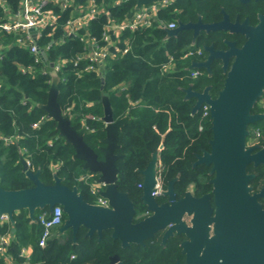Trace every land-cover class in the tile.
<instances>
[{"label": "trees", "instance_id": "obj_1", "mask_svg": "<svg viewBox=\"0 0 264 264\" xmlns=\"http://www.w3.org/2000/svg\"><path fill=\"white\" fill-rule=\"evenodd\" d=\"M4 1L11 11H16L20 2ZM225 1L195 0L186 4L177 0L173 9L177 8L181 13L169 16L167 21H185V18L190 17L186 13L191 16L212 15L219 6L227 9ZM134 5L135 1L129 0L119 8H110L111 15L121 19L133 12ZM3 17L4 12L0 7V19ZM103 23V17L94 21L89 28L90 34L99 37ZM126 35L130 39V51L122 57L105 61L103 75L85 73L76 77L72 68L62 70L58 74L61 81L57 102L63 114L71 115V126L76 131L87 127L83 140L98 153V139L104 137L103 124L99 119H90V116H102L100 98L102 93H107L113 119L129 115L118 134V143L128 155H138L134 167L145 166L149 153L162 142L160 163L163 180H166L170 172L172 175L179 172L183 179L192 159L187 148L196 147L198 142L208 148L211 123L209 119L202 121L204 130L198 132L200 117L190 116L193 101L184 102L183 93L179 90V87L189 83L181 69L188 64L179 60L182 39L165 40L164 30L150 28ZM3 41L7 48L0 60V136L12 140L5 143L0 139V187L5 190L32 187V183L21 171L19 154H22L30 162L32 171L40 170L39 178L45 185L53 184L50 165L59 163L56 174L62 178V184L69 188L76 187L84 200L92 201L95 196L91 194L89 186L78 181V177L87 171L82 170V161L72 159V147L56 138L55 123L46 119L37 128H31L32 124L45 116L37 105L46 103L50 77L42 74L43 67L34 64L27 49L15 45L13 35L3 36ZM82 48L83 45L77 39L67 40L63 45L52 47L48 51V57L52 60L59 56L70 58ZM169 56L173 57L177 71L163 72L162 67L169 61ZM19 66H31L32 71L23 75L19 72ZM222 84L223 76L219 71H215L210 79L193 83L197 90L210 85L213 98L217 96ZM137 101V106H130ZM251 126L250 134L255 129L264 134V122H256ZM259 142L264 145V135ZM260 168L264 172V166ZM117 169L120 177L129 171L132 174L131 181L139 182L141 179L133 172V168L117 166ZM43 213L49 214L47 209L38 211L37 215L35 212L36 223L30 222L25 210L14 215L15 230L8 248L12 261L8 264H108L109 255L119 254L117 243H113L108 236L104 234L101 241L96 242L94 238L86 236L84 228H80L76 234L75 242L69 232L58 236L55 230V235L51 236L45 247H39L37 243L41 226L38 218ZM7 231L10 232L9 226L0 228L2 233ZM27 247L31 248L28 259L20 257V251ZM0 264L7 263L0 258Z\"/></svg>", "mask_w": 264, "mask_h": 264}, {"label": "water", "instance_id": "obj_2", "mask_svg": "<svg viewBox=\"0 0 264 264\" xmlns=\"http://www.w3.org/2000/svg\"><path fill=\"white\" fill-rule=\"evenodd\" d=\"M134 9L142 4H149L160 0H134ZM247 2L248 0H238ZM257 1V0H255ZM224 20L216 24L183 25L178 22L175 29H165V40L175 37L178 31L193 30L194 37L199 31H222L232 34H240L246 38V42L240 49L234 47V43H227L229 49L225 53L217 55L223 64L226 74L223 87L217 98L209 95L210 87L204 88L201 93L186 91L185 99L191 95L196 99L191 114L198 110L202 104L209 106L210 131L212 139L209 141L210 153L198 156L200 162L212 165L211 174L214 178L212 194L216 199L217 213L210 218L207 209L205 220V234L208 233V224L215 222V236L202 240V234L198 233L203 218L192 220L195 234L191 241L183 244V252L187 256V264H264V210L256 202L258 197L264 196V189L258 194H250L248 185L253 175L246 173L249 164L257 166L264 164V148L258 152L252 151L258 146L246 148V138L249 133L247 127L264 120V115L252 114L251 111L258 99L264 94V16L259 17V23L255 27H249L247 20L242 24L238 20L233 24H226ZM45 59V54L41 53ZM233 63L228 70V59ZM191 63L190 70L206 67L211 75L208 62ZM51 80L47 91L45 104L37 105L46 117L55 123L57 139H61L65 145L74 150L73 160L82 161V170L99 175L97 183L103 184L104 190L99 195L107 200L106 206L91 205L83 200L76 187L69 188L62 184V178L52 171V185L41 182L40 170L32 171L25 159L19 154V162L25 178L32 183V187L18 190H5L0 187V215H7L10 224V233H14V215L21 210L27 212L31 223H36L35 212L47 209L50 213L54 206H61L65 219L57 228V235H63L71 229L73 242L80 228L86 230V235L94 232L100 238L104 230L111 229L113 240H119L121 247L129 244H139L146 233L144 228L147 221L159 220V217L151 218L139 224H132L133 207L127 200V194L119 193L116 189L117 169L116 156L113 150L117 148L118 133L123 124L129 119L125 116L114 122L112 108L107 93H102L100 103L103 108L102 121L105 124V138L101 140L106 145L101 149L105 154L103 161L97 160L96 153L84 142L83 137L87 129L76 131L71 126V115L63 114L57 96L59 94V77L55 73L50 74ZM148 167L142 172L143 199H153L152 194L156 189L157 152L152 154ZM197 161V162H199ZM172 184L168 186L171 192ZM200 229V230H201ZM122 264L118 257L113 256L110 264Z\"/></svg>", "mask_w": 264, "mask_h": 264}, {"label": "flooded vegetation", "instance_id": "obj_3", "mask_svg": "<svg viewBox=\"0 0 264 264\" xmlns=\"http://www.w3.org/2000/svg\"><path fill=\"white\" fill-rule=\"evenodd\" d=\"M179 1H184L186 4H190L195 0ZM176 2L177 0H175L174 4ZM225 2L227 3V9H225L223 6H219L217 11L212 15H207L208 17L202 16L200 14H195L194 16H191L186 13V16L190 17L185 18V21H182L181 19H176L175 28L178 27V22H181L183 25H195L198 22L203 25L220 23L224 20V15H226L227 17V21H225L227 25L235 23L236 20H238L239 24H242L245 20H247V24L249 27H255L259 23V17L264 16V0H248L247 2H239L238 0H226ZM180 13V10L174 8L173 14L178 15ZM179 38L182 39L181 44H183L181 45V56L179 57V60L185 63L187 62L188 64L187 66L181 69L183 72H185L187 79L189 80V83L184 87H179V90L183 93L184 102L193 101V108L196 103V99L192 95L188 99H185L184 97L186 95V91L190 89L191 93H201L203 92L205 87L209 86V95L211 96L210 85L203 86L202 89L197 90L196 88H194L193 83L195 81H204L206 79H210L215 71H219L221 73V75L223 76L224 83L226 74L223 71L222 60L217 55H219V53L227 52V50L229 49V45L227 43H234V47L236 49H240L246 42V38L240 34H232L229 32L222 31H210L208 33L204 31H199L194 37L193 30H183L178 31L175 37H170L167 40ZM208 58H210V61L208 62V66L211 72L210 76L209 71L206 67L193 70L189 69L191 63H204L208 60ZM232 63L233 59L229 58L228 70L231 67ZM175 70L177 71L176 66L174 64V66L171 67L170 71L174 72ZM195 70L197 71L196 75H192ZM221 89L218 91V93L221 91ZM217 96L215 98H217ZM215 98L212 97V99ZM138 104L139 102L137 101L135 103L130 104V106L134 107ZM204 105L206 104H202L194 113V115L191 114L192 108L190 110L191 117L196 115H199L200 117L198 132H202L204 130L203 125L201 124V122L205 120L201 116V108ZM251 113L264 115V94H262V97L258 99ZM102 116L100 118H94L93 116H90V119L101 120ZM207 119L210 120V116ZM115 121L117 120H114V122ZM260 121L264 122V120ZM101 122L103 124L104 132L105 124L102 120ZM251 125L247 127L249 135L246 138L245 146L246 148L258 146V148L252 151V153H256L261 148H264V145L259 142L260 137L264 134H262V132H259L255 143L250 144L249 136L252 129ZM104 138L105 132L104 137L98 139V142L100 143V145L96 147L98 153L93 150L97 155L98 161H103L105 157V154L101 152V149L106 147V145L101 142V140ZM211 139L212 133L211 138L207 141L208 148H206L204 145H201L200 142H198V145L192 149L190 147L187 148V150L190 151L192 159L188 163L189 170L185 172L183 179H181V174L179 172H176L173 175L172 172H170L167 175L166 180H163L161 176L160 152L163 150L162 142L154 151L149 153V159L146 162L145 166L134 167V162L136 161L138 155L134 153L128 155V153L121 150L122 148L119 145L117 139V148L113 150V155L117 157L115 160L116 169L117 166L128 167V169L133 168V172L137 173L141 177L139 182H134L131 181L132 174L129 171L123 174V177H120L119 171L117 169V180L115 182L116 189L119 193L127 194V200L132 204V224H139L151 218H155L156 216L159 217V220L155 221L154 224L153 221H147L144 230L146 233H149V235L146 238H143L141 243L129 244L125 248L121 247V243L119 240L112 239L111 229L104 230L101 233L100 238L98 237L96 232H94L91 236L86 235L88 238H94L96 242H100L102 239V235L105 234L111 239L113 243H117L119 247V254L113 253L109 255L107 257L108 264H110V259L113 256H117L118 262H121L122 264H187V256L183 252V244H188L191 241V236L195 234V224L194 230L192 231V220L194 218L195 220L203 218L202 229L201 226L198 229V233L202 234L203 242H205V237L210 239L215 236V222H211L208 224L209 229L207 234H205L204 230L206 225L204 217L206 215L207 209L209 211L210 218H214L217 213L216 199L212 194V184H210V181L214 178V173L211 174L212 165H206L204 162H200L197 158L198 156H203L204 153L211 152V147L208 144ZM154 152H157V190L152 194L153 199H143V189L141 188V184L143 183L142 172L148 167L152 159L151 156ZM260 166H264V164H258L257 166L249 164L246 167V173L253 175V178L248 183V185L251 187V190L249 192L251 195L258 194L261 192L262 189H264V177H262V175H264L262 173L264 172H262ZM249 167H251V170L253 171L248 170ZM89 173L92 177L91 183L98 186V193H100L104 190V186L103 184H99L96 182L99 178V175L93 172ZM252 181H255V183ZM158 184H160V189L157 186ZM170 184H172L171 192H168L167 194L168 186ZM128 189L130 190V192H128ZM84 201L91 205H107L106 199H103V204H98L96 202V199H92V201ZM256 202L260 205L261 209L264 210V196L258 197L256 199ZM62 217H64L62 218V220L64 221L65 215L63 214ZM68 232L70 233L73 240L71 229H68L65 233ZM115 264H117V262Z\"/></svg>", "mask_w": 264, "mask_h": 264}, {"label": "built area", "instance_id": "obj_4", "mask_svg": "<svg viewBox=\"0 0 264 264\" xmlns=\"http://www.w3.org/2000/svg\"><path fill=\"white\" fill-rule=\"evenodd\" d=\"M129 0H20L16 11H11L4 0H0V7L4 17L0 19V60L4 57L6 44H3V36L13 35L14 43L19 48L27 49L33 57L34 64H40L42 74L50 77L51 73L59 74L62 70L72 68L76 77L85 73H94L97 76L103 75L104 64L108 59H115L126 55L130 49V39L126 34H132L145 29H174L175 21H167L173 15V4L175 0H160L149 4H142L137 10L125 15L123 18H115L111 15L110 8H119ZM99 17L104 18L99 37L91 35L89 28ZM64 20V21H63ZM78 40L83 48L70 58L56 57L49 59L48 51L54 46H60L67 40ZM2 40V41H1ZM41 53L45 54V59ZM162 67L167 72L174 66L172 56ZM32 71L31 66H19L21 74H28ZM196 70L192 75H196ZM59 77V75H58ZM51 77L48 83L50 84ZM59 77V83H60ZM1 88V85H0ZM65 115V114H64ZM201 116L207 119L210 116L207 105L202 106ZM48 119L42 116L40 120L32 124L31 128ZM49 120V119H48ZM83 122V121H82ZM87 129V127H84ZM259 135L255 129L249 136V143L254 144ZM5 143H10L12 138L0 136ZM22 155V154H21ZM30 168V162L24 158ZM59 163L51 164L50 169L57 171ZM89 172L81 174L78 181L89 186L90 192L95 196L98 204L104 201L99 193L98 186L91 183ZM160 189V184L157 185ZM158 194V192H157ZM62 209L54 206L52 211L46 215L39 216L41 233L38 239V246L45 247L52 236V229L62 224ZM9 226L7 215H0V228ZM11 243L9 231L0 232V258L5 263H11L8 255V248ZM20 257L28 259V248L20 251Z\"/></svg>", "mask_w": 264, "mask_h": 264}, {"label": "rangeland", "instance_id": "obj_5", "mask_svg": "<svg viewBox=\"0 0 264 264\" xmlns=\"http://www.w3.org/2000/svg\"><path fill=\"white\" fill-rule=\"evenodd\" d=\"M57 138V137H56ZM38 214V211H36V215ZM56 228L52 229V235H55Z\"/></svg>", "mask_w": 264, "mask_h": 264}, {"label": "crops", "instance_id": "obj_6", "mask_svg": "<svg viewBox=\"0 0 264 264\" xmlns=\"http://www.w3.org/2000/svg\"><path fill=\"white\" fill-rule=\"evenodd\" d=\"M28 248V253H29V255H30V253H31V248L30 247H27Z\"/></svg>", "mask_w": 264, "mask_h": 264}]
</instances>
